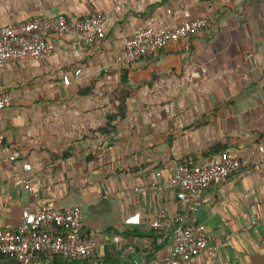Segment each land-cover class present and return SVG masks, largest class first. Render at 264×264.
I'll use <instances>...</instances> for the list:
<instances>
[{
  "label": "crops",
  "instance_id": "1",
  "mask_svg": "<svg viewBox=\"0 0 264 264\" xmlns=\"http://www.w3.org/2000/svg\"><path fill=\"white\" fill-rule=\"evenodd\" d=\"M59 15H105L106 35L91 45L54 36L49 58L0 68V92L14 97L0 115V229L16 230L29 204L79 206L96 246L74 264H164L172 220L197 207L208 245L194 264H264V0H0L2 26ZM197 18L209 19L202 32L118 65L136 26ZM223 152L243 166L221 185L187 200L163 187L179 165L206 166ZM161 210L169 224L153 229ZM34 263L66 264L42 254Z\"/></svg>",
  "mask_w": 264,
  "mask_h": 264
},
{
  "label": "built area",
  "instance_id": "2",
  "mask_svg": "<svg viewBox=\"0 0 264 264\" xmlns=\"http://www.w3.org/2000/svg\"><path fill=\"white\" fill-rule=\"evenodd\" d=\"M108 22L105 15L84 19L59 15L51 19L41 17L9 26L0 25V68L10 62L49 58L55 51V45L50 41L54 36L61 39L69 36L89 45L94 44L105 37ZM208 25L207 18L187 19L176 27L163 29L140 24L132 34L122 37L123 51L117 63L120 67H126L203 31ZM81 74V69L75 72L77 77ZM61 81L63 85L70 86L73 80L70 75H64ZM13 103L12 93L0 92V115ZM4 144L5 136L0 131V150ZM259 150L264 153V147ZM11 161H16V157L11 156ZM242 166L239 158L230 152H223L206 166L179 165L163 187L176 189L179 199L187 200L212 186L221 185L239 172ZM22 168L26 173L32 171V165L28 163L23 164ZM22 183L31 195H36L37 190L28 184L26 177H23ZM135 190L143 191L138 187ZM172 221L175 224L173 250L164 264H194L208 245L205 229L198 219V208L192 207L190 211L179 213ZM168 224V213L161 210L150 226L161 230ZM83 225V210L79 206L60 208L45 205L36 208L26 205L16 230L0 229V258L35 264L37 255L45 254L60 257L66 264H74L79 259L91 257L95 251L96 242L83 235ZM56 230L61 233H56Z\"/></svg>",
  "mask_w": 264,
  "mask_h": 264
},
{
  "label": "trees",
  "instance_id": "3",
  "mask_svg": "<svg viewBox=\"0 0 264 264\" xmlns=\"http://www.w3.org/2000/svg\"><path fill=\"white\" fill-rule=\"evenodd\" d=\"M207 28V27H206ZM205 28V29H206ZM204 29V30H205ZM202 32V31H201ZM200 33V32H199ZM198 34V33H197ZM195 35V34H194ZM192 36V35H191ZM190 37V36H189ZM167 48H165V49H163V50H161V51H159V52H162V51H164V50H166ZM159 52H157V53H155V54H153V55H151V56H154V55H156V54H158ZM151 56H147V57H143L142 59H144V58H148V57H151ZM142 59H140V60H142ZM139 61V60H138ZM138 61H136L135 63H137ZM135 63H132V64H129L128 66H126V67H130V66H132L133 64H135ZM128 77H127V72H125L124 74H123V84L125 85V87H127L128 86ZM130 96V91H127V90H124L123 91V94L121 93V95H120V97H118V101H119V103H118V107H119V112H120V114H121V116H123L124 115V109L126 108V100H127V98ZM111 125H110V122H109V124H108V127H110ZM106 130V129H105ZM56 233H61L59 230H56ZM42 255H45V254H42ZM46 256H48V255H46ZM49 257V256H48ZM61 260H63L62 258H60ZM64 261V260H63ZM64 263H66V261H64Z\"/></svg>",
  "mask_w": 264,
  "mask_h": 264
}]
</instances>
